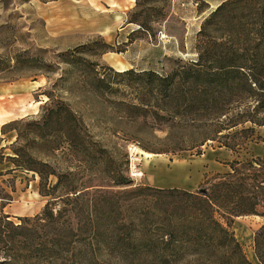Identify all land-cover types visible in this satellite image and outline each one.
Listing matches in <instances>:
<instances>
[{
	"label": "rangeland",
	"instance_id": "rangeland-1",
	"mask_svg": "<svg viewBox=\"0 0 264 264\" xmlns=\"http://www.w3.org/2000/svg\"><path fill=\"white\" fill-rule=\"evenodd\" d=\"M224 1L0 0V145L15 141L14 131L1 134L4 124L37 122L47 107L65 104L78 124L73 146L51 151L35 145L32 151L57 173L73 174L67 181L76 187L106 186L105 172L115 171L132 185L101 188L102 193L136 186L199 193L230 172L233 160L264 158V127L255 128L259 140L246 145L239 140L243 145L237 153L209 140L193 149L214 127H197L190 114L174 117L158 109L145 82V71L165 75L177 59L196 56L197 32ZM242 6L232 12L233 23L247 15ZM218 33L235 37L233 31ZM168 40L177 42L183 56L162 57L160 43ZM146 154L154 157L152 162L147 163ZM130 163L143 173L141 178L130 177ZM38 184L36 174L21 170L0 178V188L12 197L4 209L10 220L35 229L38 246L51 240L61 244L55 257L40 256L38 264H137L121 260L105 244L95 246L86 227L75 231L82 216L74 215L69 201L51 205L54 215L61 212L56 223L44 220L49 199L40 195ZM263 225L264 217L251 215L234 218L230 226L251 264H259L254 239ZM180 264L198 263L194 257Z\"/></svg>",
	"mask_w": 264,
	"mask_h": 264
},
{
	"label": "trees",
	"instance_id": "trees-1",
	"mask_svg": "<svg viewBox=\"0 0 264 264\" xmlns=\"http://www.w3.org/2000/svg\"><path fill=\"white\" fill-rule=\"evenodd\" d=\"M238 5L247 15L233 23L231 14ZM222 31H233L235 37L218 33ZM193 49L196 56L177 59L170 73L145 71L148 92L155 106L171 116L190 114L193 124H200L197 127H214L193 149L209 140L237 153L243 142L259 140L255 128L264 127V0L222 2L197 32ZM77 126L70 109L60 104L47 107L40 121L22 119L1 128L2 135L14 131L15 141L9 147L0 145V178L16 170L36 174L40 195L49 199L44 220L56 223L61 212L54 215L51 205L69 201L74 215L82 216L75 231L86 227L95 246L105 244L131 263L180 264L196 257L198 264H251L230 226L236 217H264V158L233 160L230 172L216 177L205 196L151 186L102 193L101 188L131 186L132 181L107 171L106 186L76 187L67 181L73 174L57 173L32 151L35 145L51 151L62 145L69 149L72 138L79 137ZM80 146L84 148L82 141ZM62 188L63 194L56 195ZM11 200L10 191L0 188V264H38L40 256L55 257L61 247L57 240L38 246L35 229L13 223L4 213ZM254 253L264 264V225L256 233Z\"/></svg>",
	"mask_w": 264,
	"mask_h": 264
},
{
	"label": "crops",
	"instance_id": "crops-1",
	"mask_svg": "<svg viewBox=\"0 0 264 264\" xmlns=\"http://www.w3.org/2000/svg\"><path fill=\"white\" fill-rule=\"evenodd\" d=\"M193 45V43L191 44V46ZM160 51L162 52L161 55L162 57H169V56H183L178 44L176 41L171 42V41H164L162 43H160ZM192 50V48L190 49ZM157 66H161V64H157Z\"/></svg>",
	"mask_w": 264,
	"mask_h": 264
},
{
	"label": "built area",
	"instance_id": "built-area-1",
	"mask_svg": "<svg viewBox=\"0 0 264 264\" xmlns=\"http://www.w3.org/2000/svg\"><path fill=\"white\" fill-rule=\"evenodd\" d=\"M129 175L132 179H138L142 177L143 173L137 169L136 164L130 163Z\"/></svg>",
	"mask_w": 264,
	"mask_h": 264
},
{
	"label": "bare ground",
	"instance_id": "bare-ground-1",
	"mask_svg": "<svg viewBox=\"0 0 264 264\" xmlns=\"http://www.w3.org/2000/svg\"><path fill=\"white\" fill-rule=\"evenodd\" d=\"M149 158H150V160H147L146 159V161H147V163H150V162H152V159L154 158V157H152V155H148V154H146ZM135 160H139V158H137V159H135Z\"/></svg>",
	"mask_w": 264,
	"mask_h": 264
},
{
	"label": "water",
	"instance_id": "water-1",
	"mask_svg": "<svg viewBox=\"0 0 264 264\" xmlns=\"http://www.w3.org/2000/svg\"><path fill=\"white\" fill-rule=\"evenodd\" d=\"M206 192H207V191H206L205 189H201V190H199V193L202 194V195H204V196L206 195Z\"/></svg>",
	"mask_w": 264,
	"mask_h": 264
}]
</instances>
